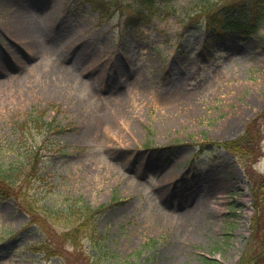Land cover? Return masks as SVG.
Returning <instances> with one entry per match:
<instances>
[{
  "label": "rangeland",
  "instance_id": "1",
  "mask_svg": "<svg viewBox=\"0 0 264 264\" xmlns=\"http://www.w3.org/2000/svg\"><path fill=\"white\" fill-rule=\"evenodd\" d=\"M136 1L0 0V167L38 152L35 211L0 198V264H89L60 235L87 207L119 264L264 263V121L250 167L215 145L264 109V19L223 35L198 10L228 0H155L124 27Z\"/></svg>",
  "mask_w": 264,
  "mask_h": 264
},
{
  "label": "trees",
  "instance_id": "2",
  "mask_svg": "<svg viewBox=\"0 0 264 264\" xmlns=\"http://www.w3.org/2000/svg\"><path fill=\"white\" fill-rule=\"evenodd\" d=\"M84 1H86V3L101 17H109L111 15L109 12L110 9L112 11L119 9V11L122 12L124 10L120 8L119 0ZM208 2L209 1H206V4L200 7L198 11L203 14L205 27L207 29H212L213 32L218 34L221 33L224 35L232 33L239 37H249L257 32L259 25L264 19V0H228L227 3L217 8L210 6L207 4ZM152 6H156L155 0H137L133 5L135 14L125 15L123 19L124 27L136 26L138 23L142 22V20L146 18L144 10L149 9L150 11L153 8ZM219 10H221V12H218ZM216 16H219L221 22L214 23ZM192 17L194 16H191V18ZM191 25L192 23L189 21L186 28ZM262 121H264V109L255 119L251 120V122L246 125L241 135L237 136L235 139L223 141L216 145L234 155L243 167H250L262 156L260 147L262 134L259 135ZM37 153V151H34L32 154L25 157V159L31 161L29 166H21L18 162L12 161L7 164L5 168L0 167V198L5 200L14 196L13 199L17 203V206L25 212L35 211L33 208V200L30 197L29 200L21 198V192L17 191V188L20 184L31 187L32 180L36 178L34 169L37 164L36 161L38 160ZM255 195H259L260 197L264 195V178H258ZM83 210H85L82 211L83 214H79L78 216L77 225L71 227L67 232L60 234L61 237H63L65 241L71 239V244L79 248L80 253L85 255L89 264H119L118 261L115 260V256L108 250L104 242V234L96 233L94 224L95 217L93 216H96L101 211L91 210L88 207L83 208ZM29 219V223L34 222L31 218ZM260 221L264 222V205H261L259 209V218L256 224ZM47 233H49L48 230ZM56 237H58V235ZM87 237H89L88 246L84 250L82 249L83 243L81 241ZM47 238H51V234H47ZM47 238L46 240L48 241ZM49 245L51 246V242L43 244L42 247L47 249ZM37 250H39V248ZM87 251L88 254H86ZM44 252L46 253L45 256L49 257L56 255L59 251L53 248L52 252ZM143 264H147L146 261H144Z\"/></svg>",
  "mask_w": 264,
  "mask_h": 264
},
{
  "label": "bare ground",
  "instance_id": "3",
  "mask_svg": "<svg viewBox=\"0 0 264 264\" xmlns=\"http://www.w3.org/2000/svg\"><path fill=\"white\" fill-rule=\"evenodd\" d=\"M23 24H22V26H20L19 27V29H18V31L21 33V31H23ZM24 32V31H23ZM19 33V34H20ZM30 33V31L28 32V31H26L25 32V34L23 35V33H22V36H28V35H30L29 34ZM193 192H194V189H192V187H190V186H188V185H181V186H178L175 190H174V193L178 196V197H180V198H182V196H186V195H191V194H193Z\"/></svg>",
  "mask_w": 264,
  "mask_h": 264
}]
</instances>
